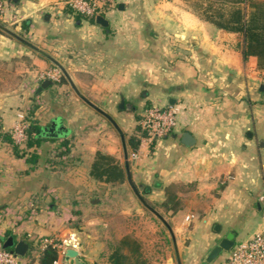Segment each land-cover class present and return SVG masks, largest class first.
<instances>
[{
	"label": "crops",
	"instance_id": "1",
	"mask_svg": "<svg viewBox=\"0 0 264 264\" xmlns=\"http://www.w3.org/2000/svg\"><path fill=\"white\" fill-rule=\"evenodd\" d=\"M4 1L12 18L0 24L12 35L0 30V135L28 118L40 128L59 120L69 133L46 138L35 164L0 136V238L23 241L28 252L57 239L63 247L55 264H70V248L86 264L85 245L97 242L90 229L106 233L121 220L127 231L118 234L138 237L126 222L149 209L127 175L122 184L90 176L98 152L125 168V149L147 206L162 204L171 183L194 187L179 212H157L174 227L180 264H203L229 236L232 249L262 228L264 71L255 57L243 58L239 35L200 19L184 0H116L103 15L107 28L70 13L67 0ZM51 68L63 81L42 88L38 74ZM178 102L186 107L178 130L141 139L131 151L128 138L144 110ZM186 132L191 146L182 142ZM63 141L70 149L57 156ZM230 250L211 264H224Z\"/></svg>",
	"mask_w": 264,
	"mask_h": 264
},
{
	"label": "trees",
	"instance_id": "2",
	"mask_svg": "<svg viewBox=\"0 0 264 264\" xmlns=\"http://www.w3.org/2000/svg\"><path fill=\"white\" fill-rule=\"evenodd\" d=\"M189 4L191 11L200 19L207 21L218 29L237 34L242 38L240 45L244 59L253 56L257 59L258 69L264 71V0H184ZM69 12L73 14L72 10ZM93 21V18H84ZM0 23L3 22L0 20ZM23 28L27 23H22ZM63 79L57 84L62 83ZM142 115L138 119H141ZM29 128L27 130V143L24 148L14 144L10 133L1 134L2 141L8 143L17 157H26L31 164L37 162L36 149L46 138H40L41 128L32 119H27ZM142 134L140 127L128 138V145L131 151H136L140 146ZM69 142L63 141L65 150H60L57 156L68 154ZM90 176L96 181L108 184H122L126 181V172L122 164L114 157L98 152L90 167ZM194 188L191 184L171 183L165 187L166 200L158 207L167 215H173L182 208L181 194ZM9 235V234H8ZM4 238H0L3 243ZM43 240L31 245V251L27 253V264H55L59 258L61 241L54 239L53 244L44 247ZM38 251L36 255L32 251ZM86 264H101L97 261ZM107 264H154L147 256L144 243L132 234H125L116 240L107 256Z\"/></svg>",
	"mask_w": 264,
	"mask_h": 264
},
{
	"label": "built area",
	"instance_id": "3",
	"mask_svg": "<svg viewBox=\"0 0 264 264\" xmlns=\"http://www.w3.org/2000/svg\"><path fill=\"white\" fill-rule=\"evenodd\" d=\"M66 7L72 10L73 14L82 18L95 19L97 16H103L115 10L116 0H67ZM9 18H12L9 7L4 0H0V20L7 22ZM60 78L61 73L57 68H51L38 74L40 81L59 82ZM185 109L183 102L169 107H147L138 121L142 142L147 144L171 136L181 126V115ZM28 128L27 120H19L10 131L14 144L21 149L27 143ZM131 158L137 159V154H132ZM257 201L262 214V228L250 240L235 244L224 264H264V193L258 197ZM42 243L44 247L47 244H53V240L44 239ZM56 246L60 249L63 247L62 244ZM0 264L24 263L22 257L15 256L9 250L3 249L2 243H0Z\"/></svg>",
	"mask_w": 264,
	"mask_h": 264
},
{
	"label": "rangeland",
	"instance_id": "4",
	"mask_svg": "<svg viewBox=\"0 0 264 264\" xmlns=\"http://www.w3.org/2000/svg\"><path fill=\"white\" fill-rule=\"evenodd\" d=\"M194 192V188L182 194V205H186L187 197ZM116 209L118 206H115ZM152 210H148L144 216L141 214L138 216L136 211H133L128 217L127 223L128 230H133L138 235L134 236L140 239L144 245L147 256L154 264H178L180 259L175 257V246H179L177 240L174 238L173 226L168 218H161L157 212L162 213L163 210L158 206H149ZM116 210H113V214ZM199 212V211H198ZM109 213V212H108ZM167 216V215H166ZM168 215L167 217H169ZM123 220V219H122ZM121 220H118V224L109 227L107 232H99V229L92 228L89 230L91 238L97 240L95 244L86 243L85 247L87 251L86 257L83 260L86 262L97 261L101 264H107V256L110 252L112 245L116 244V240L122 236L119 232H125L126 227L122 225ZM118 234V235H117ZM179 247H177L178 251ZM179 252V251H178ZM36 255V254H35Z\"/></svg>",
	"mask_w": 264,
	"mask_h": 264
},
{
	"label": "water",
	"instance_id": "5",
	"mask_svg": "<svg viewBox=\"0 0 264 264\" xmlns=\"http://www.w3.org/2000/svg\"><path fill=\"white\" fill-rule=\"evenodd\" d=\"M9 3H17L19 0H7ZM95 22L104 27L107 28L109 23L103 16H97L95 19ZM0 30L2 32H5L9 35H12V33L3 25L0 24ZM51 81L46 80L42 83V88H46L47 86L51 85ZM125 104L122 101L120 104V108H124ZM128 109L131 108L129 104L126 105ZM69 131L67 128H65L61 121L59 120H53L50 124V126H44L40 130V134L38 137L40 138H50V139H59L61 137L65 138L67 137ZM182 142L187 145L191 146L194 144V139L189 133H184L182 136ZM125 168H126V175H127V181L130 185V187L133 189L135 194L140 198L141 202L150 210H152L147 204L144 202V200L140 197L138 193L137 187L134 185L132 180V174L130 170L129 160H128V154L125 149ZM157 214V213H156ZM232 237L229 236L227 239L223 240L220 244L215 246L207 255L205 258V261L203 264H211L213 263L223 252H228L231 247L233 246V242L230 241ZM2 247L5 250H9L11 253H13L15 256L18 257H25L28 253L29 246L27 243L23 241L15 242L13 236L5 237L2 243ZM176 254L178 256L179 260V253L177 251V248L175 246ZM67 259L70 260V264H82L78 258V252L72 248L67 249L66 252ZM180 264V261L178 262Z\"/></svg>",
	"mask_w": 264,
	"mask_h": 264
}]
</instances>
